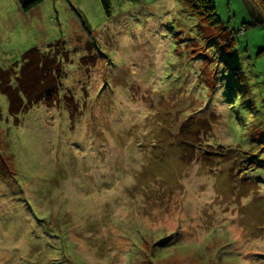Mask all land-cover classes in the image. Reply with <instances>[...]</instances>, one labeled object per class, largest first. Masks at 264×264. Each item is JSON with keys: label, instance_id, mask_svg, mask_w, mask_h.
<instances>
[{"label": "rangeland", "instance_id": "374dc122", "mask_svg": "<svg viewBox=\"0 0 264 264\" xmlns=\"http://www.w3.org/2000/svg\"><path fill=\"white\" fill-rule=\"evenodd\" d=\"M30 1L0 0V68L65 74L0 95V264H264V0Z\"/></svg>", "mask_w": 264, "mask_h": 264}, {"label": "trees", "instance_id": "16d2710c", "mask_svg": "<svg viewBox=\"0 0 264 264\" xmlns=\"http://www.w3.org/2000/svg\"><path fill=\"white\" fill-rule=\"evenodd\" d=\"M30 2H31L30 7L26 9L28 11L32 10L33 8L34 9L38 8L43 3V0H31ZM102 2L106 10L108 11L110 9V0H102ZM186 3L191 5L195 14L199 16L207 17L209 19L211 18L212 21H215L217 23L221 21L220 16L216 11V4L214 0H188ZM257 24H261L262 26H264V17L258 19ZM228 34L230 35V37L233 38V33H228ZM234 39L229 40V45H230V41ZM231 45H233V43ZM40 51L38 49H32L24 54L23 64L20 66L18 64L16 65L18 66V68L21 67L19 69L21 70V73L16 74L15 71H17L16 70L17 68L15 67H10L5 69L0 68V95L2 94L6 95L11 99L12 103L10 106V112H12V114L17 118H19L20 113L25 111L27 112V109L29 110L30 108L39 105V103L42 100H44L43 97L45 95H43L42 92L44 91L48 92L49 90L45 89L43 84L47 83L48 86L49 83L51 82V81H46L47 78H51V80H54L60 76V73L65 74L64 65L62 61H59L55 56L53 58V56H51L49 52H40ZM95 52L96 51H94V54ZM12 75L13 76L15 75V77L17 78V82L19 81L17 87H12L13 84L11 83H13L14 80L12 78ZM9 77L10 80L7 81L6 78ZM14 85H16L15 82ZM36 86L39 87L38 91L40 92V94L38 92L36 93V96H34L33 90ZM58 87L61 86L58 85ZM20 92H22L23 94ZM57 97L58 95L56 96V98ZM49 98L47 99L49 100ZM68 99L70 100L69 103L73 102L71 100V97H68ZM65 100L66 99L62 98L61 103H64ZM51 104L52 103H50L48 106H51ZM258 113L260 114V111H258ZM254 126H256V128L252 133H256V135L261 134L262 130L260 125L254 124ZM257 138H260L261 141H256L257 142L256 144L264 143L262 141V136ZM249 150H253V149L250 148Z\"/></svg>", "mask_w": 264, "mask_h": 264}]
</instances>
